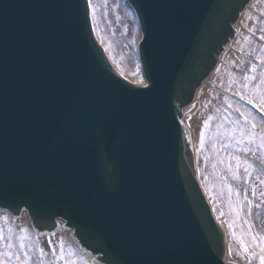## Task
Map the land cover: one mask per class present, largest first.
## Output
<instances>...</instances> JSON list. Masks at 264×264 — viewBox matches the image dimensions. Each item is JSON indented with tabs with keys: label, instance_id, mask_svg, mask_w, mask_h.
Returning <instances> with one entry per match:
<instances>
[{
	"label": "water",
	"instance_id": "obj_1",
	"mask_svg": "<svg viewBox=\"0 0 264 264\" xmlns=\"http://www.w3.org/2000/svg\"><path fill=\"white\" fill-rule=\"evenodd\" d=\"M248 1L129 0L149 84L139 88L112 75L89 35L84 0H0V207L14 215L26 209L38 232L64 219L103 264H238L221 261L224 233L180 116L182 107L192 109ZM99 67L114 86L98 82ZM14 81L18 95L8 92ZM38 99L47 112H37ZM24 107L29 113L21 116ZM61 140L67 146L60 153L83 158L91 147L90 156L108 164L98 165L94 178L66 182V166L49 146ZM77 180L83 197L74 191Z\"/></svg>",
	"mask_w": 264,
	"mask_h": 264
},
{
	"label": "rangeland",
	"instance_id": "obj_2",
	"mask_svg": "<svg viewBox=\"0 0 264 264\" xmlns=\"http://www.w3.org/2000/svg\"><path fill=\"white\" fill-rule=\"evenodd\" d=\"M262 2L264 3V0H256L252 7L250 6L249 15L245 19L248 22L247 29L249 36L243 46L244 50L236 51L238 54V62L237 64L229 66L231 74L227 78L225 86H210L216 92L215 95L206 97L212 110L207 115H203V118L196 123L199 140H201V129L204 132L203 148L200 145L196 155L198 176L213 210L216 216L219 217L218 220L226 232L227 252L244 264H259V260L258 258H253L250 262L247 259V253L243 252L239 242L231 233L235 231L237 234H247L251 231L257 234V243H259V236L264 235V227L261 224V219L264 214V204L260 208L253 207L251 215L248 214L246 202L243 208L239 210V215L232 211L229 206V201L231 200L235 204L237 199L236 191L240 192V199L243 200L246 185L243 184L242 180L237 182L231 179L226 165L231 163L235 167L236 162L227 160L224 150L219 149V144L220 140L226 135V129L233 127L231 122L242 120L240 113L236 111L237 107L247 113L250 119H255L258 129L264 127V112L253 108L246 99L242 100L240 96L236 95L237 92L240 95H247L254 100V103L259 104V93L260 91H264V85H260V73L264 71V67L261 66V58L264 57V40L260 39L264 35V5L262 6ZM260 3L261 7L255 6ZM92 7L94 10H89L91 27L92 30L95 29L93 31L94 35L102 46L110 66L127 81L140 82L141 72L139 70L134 44L139 28L131 7L126 0H93ZM241 26L242 24H239L238 27L241 29ZM253 63L256 64L254 70H252ZM245 74L253 77V79L246 81L244 79ZM245 84L248 85L247 89L243 87ZM253 89L257 91L253 92ZM229 103L232 105L231 108H229ZM209 117L211 119L205 125L204 121ZM214 143L216 144V148H213ZM228 151L240 155L250 162L256 163L257 170L262 167L251 154L237 153L234 147L228 149ZM205 156L208 157L207 160H205ZM222 160L223 163H221ZM238 173L241 177L244 176L243 166L238 170ZM255 175L256 173H253V180L255 179ZM222 176L229 177L227 182L232 185L234 190L231 196L229 195L228 189L224 187V181L221 180ZM259 191L260 188L258 185L257 197L254 198V203L260 202ZM247 195L249 198H252L251 189H248ZM246 220L248 223H245ZM229 222H232L234 225L232 229L228 227ZM1 223L2 221H0V226L4 229L5 242H7V238L10 235L8 229L12 228V240L17 247L20 243L19 236L25 235L26 239L24 243L26 245L31 244L32 248H37V244H39L43 248H49L47 243L32 242L31 234L28 231L21 233V227L4 226ZM249 224L252 225L251 229L249 228ZM242 238L246 244L251 243L250 236L245 235ZM61 244L63 248H76L71 243L65 244L57 242L54 245L56 248H60ZM249 250L251 251L252 249L250 248ZM73 261L74 264H86V259L83 256H80V258L75 257Z\"/></svg>",
	"mask_w": 264,
	"mask_h": 264
},
{
	"label": "snow or ice",
	"instance_id": "obj_3",
	"mask_svg": "<svg viewBox=\"0 0 264 264\" xmlns=\"http://www.w3.org/2000/svg\"><path fill=\"white\" fill-rule=\"evenodd\" d=\"M93 0H87V6L90 11H93ZM95 31V29H93ZM247 39V38H246ZM261 40H264V35L260 37ZM261 66L264 67V57L261 58ZM256 68V64H252V70ZM123 75V73H121ZM244 79L251 80L253 77L245 74ZM141 86L144 88H148L149 84L145 81L143 73H141ZM260 85H264V71L260 73ZM244 88H248V85L245 84ZM259 87V86H258ZM256 92V89L252 90ZM236 95L240 96V99H246L249 104L252 105L253 108H257L259 111L264 112V91H260L259 93V104L254 103L252 98H249L247 95H240L239 92ZM227 100V98H226ZM232 105L229 103V108ZM236 111L240 113V117L242 120L232 121L233 127L226 129V135L220 140L219 149L224 150L228 161H235V167L231 163L226 165L228 169V173L232 180L240 182L242 180L243 184L246 185L244 189L243 200L240 199V192L236 191V202L235 204L232 201H229V206L232 211L236 212L239 215V210L243 208L244 203L246 202L248 206V214L251 215L253 207L260 208L262 204H264V127L258 129V126L255 122V119L249 118V115L244 111H241L239 107H237ZM211 119V117H209ZM208 121L205 120L204 124L207 125ZM219 130V126H218ZM201 139V148H203V140H204V132L201 129L200 132ZM235 148L236 152H242L245 154H251L252 157L256 159V161L262 165V167L257 170L256 163L250 162L246 158H242L240 155L234 154L231 151H228L230 148ZM213 148H216V144H213ZM208 157L205 156V160ZM223 163V160L221 161ZM243 166L244 176L241 177L238 173V170ZM253 173H256L255 179L253 180ZM228 176H222L221 180L224 181V187L228 189L229 195L231 196L233 193L232 185L229 184ZM259 185V197L260 202L254 203V198L257 197V186ZM251 189L252 198H249L247 195L248 189ZM210 195V193H209ZM213 199H215L213 197ZM223 215V213H221ZM219 219V217H217ZM6 217L0 216V221H3ZM245 223H248L246 220ZM233 223L229 222V229L233 228ZM249 228H252V225L249 224ZM13 229L9 228V236L7 238V242H5L4 229L0 226V264H32V256L30 252L32 251L31 244H25L24 241L26 239L25 235L19 236V245L18 247L13 243L12 233ZM26 229L21 228V233H26ZM231 235L239 242L240 247L243 249L244 253H247V259L251 262L253 258H258L259 264H264V235L259 236V243H257V234L249 231L247 234L240 233L237 234L235 231L231 233ZM248 235L251 238V243L246 244L245 240L242 238L243 236ZM48 247L51 249V255L54 257V260L49 261V264H59V261L63 260L64 264H74V261L71 260L73 256L72 249L69 248L67 253L61 244L59 254H57L56 246L52 243L51 240L48 242ZM252 249L251 251L249 249ZM39 253V258L41 264H43V259L49 255V253L37 244V249Z\"/></svg>",
	"mask_w": 264,
	"mask_h": 264
},
{
	"label": "bare ground",
	"instance_id": "obj_4",
	"mask_svg": "<svg viewBox=\"0 0 264 264\" xmlns=\"http://www.w3.org/2000/svg\"><path fill=\"white\" fill-rule=\"evenodd\" d=\"M256 2V0H251L248 5L244 8V10L240 13L239 16V24H242V28L237 27L235 36L228 41L225 45L224 50L219 55L218 62L216 64L215 71H211L204 85H200L198 90L195 91L194 98L192 100V109L184 110L181 113V121L187 126L190 132L193 148H194V157L196 161V155L198 153L199 147L201 145V140H199V136L197 133L196 123L203 118V115H207L211 110V106L209 105L206 97L209 95H215L216 92L214 89L210 88V86L224 87L226 84L227 78L230 76L231 71L229 66L237 64L238 62V54L236 51H243V46L248 40L249 31H248V22L245 21L246 17L249 15L250 6ZM264 3L262 2V6ZM256 7H261L260 4H256ZM239 26V25H238ZM92 29V27H91ZM140 31L138 32L136 39L134 40V44L136 45L140 38ZM247 38V39H246ZM136 86H140V82H133ZM207 121L209 120L206 119ZM0 216L6 217L1 223V225H9L14 228H23L26 229L32 237V242H43L47 243L49 240L52 241L53 244L57 242L70 244L75 246L76 253L80 256H83L89 264H101L93 259V256L89 253L82 251L80 246L73 240L71 236V229H64L51 233H43L37 234L30 223V220L24 210H22L19 216H13L7 210L0 208ZM58 225H61L62 220L60 218L57 219ZM62 226V225H61ZM79 252V253H78ZM224 260H237L227 252V249L224 251L223 255Z\"/></svg>",
	"mask_w": 264,
	"mask_h": 264
},
{
	"label": "flooded vegetation",
	"instance_id": "obj_5",
	"mask_svg": "<svg viewBox=\"0 0 264 264\" xmlns=\"http://www.w3.org/2000/svg\"><path fill=\"white\" fill-rule=\"evenodd\" d=\"M37 248H32V251L30 252V255L32 256V264H41L39 253L36 250ZM49 255L43 259V264H49V261L54 260V257L51 255V249L50 248H44ZM69 248H64L65 253H67V250ZM60 248H56L57 254H59ZM71 260H75L74 257H71ZM59 264H64L63 260L59 261Z\"/></svg>",
	"mask_w": 264,
	"mask_h": 264
}]
</instances>
